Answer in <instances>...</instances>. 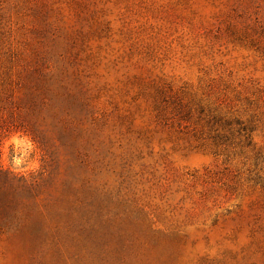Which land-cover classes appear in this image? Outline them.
I'll list each match as a JSON object with an SVG mask.
<instances>
[{"label": "rangeland", "instance_id": "374dc122", "mask_svg": "<svg viewBox=\"0 0 264 264\" xmlns=\"http://www.w3.org/2000/svg\"><path fill=\"white\" fill-rule=\"evenodd\" d=\"M0 264H264V0H0Z\"/></svg>", "mask_w": 264, "mask_h": 264}]
</instances>
